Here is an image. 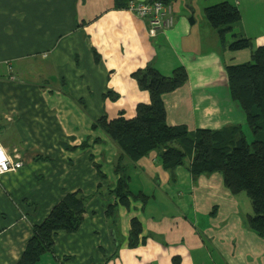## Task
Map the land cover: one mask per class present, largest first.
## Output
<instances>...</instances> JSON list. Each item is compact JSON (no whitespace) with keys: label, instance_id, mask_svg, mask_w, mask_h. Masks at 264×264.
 I'll return each instance as SVG.
<instances>
[{"label":"crops","instance_id":"0c3cea01","mask_svg":"<svg viewBox=\"0 0 264 264\" xmlns=\"http://www.w3.org/2000/svg\"><path fill=\"white\" fill-rule=\"evenodd\" d=\"M220 1H172L173 24L151 36L143 19L114 8V0H0V141L16 143L22 158L20 168L0 175V264H14L31 225L76 190L90 198L78 229L54 235L55 264H264V237L242 227L240 201L220 174L192 180L177 166L170 176L155 151L135 163L121 158L131 191L152 196L116 205V247L105 211L116 201L106 192L116 185L121 151L90 129L100 116L130 118L137 103L149 101L130 75L149 63L165 75L178 65L187 70V80L162 96L169 125L242 124L224 66L248 61L250 51L221 47L203 12ZM230 1L252 46H264V0ZM131 218L145 238L134 248L127 246Z\"/></svg>","mask_w":264,"mask_h":264},{"label":"trees","instance_id":"16d2710c","mask_svg":"<svg viewBox=\"0 0 264 264\" xmlns=\"http://www.w3.org/2000/svg\"><path fill=\"white\" fill-rule=\"evenodd\" d=\"M127 1L114 0L113 6L123 8ZM150 1L170 4L174 0H143ZM203 12L223 49L250 51L248 61L224 66L228 93L240 108L243 123L193 131L187 130L184 125H169L162 96L187 80L185 66L178 65L167 75L160 73L150 63L134 70L130 75L139 89L147 91L149 101L137 103L135 114L130 118L121 113L112 119L104 115L90 124L91 130L104 132L121 151L113 167L118 174L116 185L106 192L113 194L116 201L105 211L116 247L122 240L116 222V205L127 207L130 196L142 203L152 196L131 191L121 158L125 156L135 163L150 151H155L159 165L170 176L177 166H184L192 180L199 174L217 172L221 176L222 187L231 195L244 191L252 212L241 216V225L256 236L264 237V46L254 48L251 40L244 35L240 26V12L234 2L223 0L207 5ZM95 168L98 177L102 178L99 165L96 164ZM95 189L100 193L102 186L98 183ZM89 198L90 194L79 190L65 192L40 222L31 225L30 235L14 264H55L52 248L54 235L60 230L72 233L78 229ZM213 210L210 215H213ZM140 234L139 221L131 218L127 237L129 248L145 242Z\"/></svg>","mask_w":264,"mask_h":264},{"label":"built area","instance_id":"2783aa9c","mask_svg":"<svg viewBox=\"0 0 264 264\" xmlns=\"http://www.w3.org/2000/svg\"><path fill=\"white\" fill-rule=\"evenodd\" d=\"M125 8L146 22L148 34L151 36L155 35L158 29L166 28L173 24L170 4H163L158 1L129 0ZM41 60L48 62L50 53H42ZM8 71H11L10 67ZM21 166L22 158L18 145L14 142L2 143L0 141V175L13 172Z\"/></svg>","mask_w":264,"mask_h":264},{"label":"rangeland","instance_id":"374dc122","mask_svg":"<svg viewBox=\"0 0 264 264\" xmlns=\"http://www.w3.org/2000/svg\"><path fill=\"white\" fill-rule=\"evenodd\" d=\"M7 78H8V82H11V83L15 82V79L13 78L11 73H10L9 77L7 76ZM248 138H250V137H248ZM235 198L240 201V206H239L240 214L244 215V214L252 212L250 203H249L248 198H247L244 191L239 192V194H237L235 196ZM243 215H241V216H243Z\"/></svg>","mask_w":264,"mask_h":264}]
</instances>
